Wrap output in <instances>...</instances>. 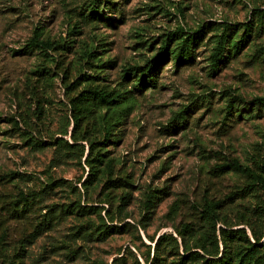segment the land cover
<instances>
[{
    "label": "rangeland",
    "instance_id": "rangeland-1",
    "mask_svg": "<svg viewBox=\"0 0 264 264\" xmlns=\"http://www.w3.org/2000/svg\"><path fill=\"white\" fill-rule=\"evenodd\" d=\"M210 24L238 30L218 68ZM258 98L264 0H0V264H238L242 231L264 260V188L234 169L264 175Z\"/></svg>",
    "mask_w": 264,
    "mask_h": 264
},
{
    "label": "trees",
    "instance_id": "trees-1",
    "mask_svg": "<svg viewBox=\"0 0 264 264\" xmlns=\"http://www.w3.org/2000/svg\"><path fill=\"white\" fill-rule=\"evenodd\" d=\"M124 1H126V0H124ZM114 2L115 1H112L111 3L116 4ZM214 26L216 28H214L212 24L208 25V27L206 28L207 31L203 32V30H205V29H203L202 33H199V37L197 39L198 40H202V38L208 32H212V31L219 32V31H222V36H218V35L216 36V38L218 39L219 44H220L218 46V51L220 52V54L218 55L217 63L215 65V67L218 68V65L220 63L219 57H221L222 54L224 53V48L223 47H224L225 44H228V39L229 38L227 36V33L229 31L233 30V34L237 35L238 30H234V28H232L231 26H225V25H221V24L220 25L219 24L218 25H214ZM244 27H245V29H244V33H243V36H242V43H248L250 38H252V36L254 34V31L256 29V23H255V21H252V22L250 21V23L245 25ZM193 40L194 39L189 37L185 41L186 47H184L182 49V53L180 54V56L184 55V58H185L186 55L189 54L188 49H189L191 43L193 42ZM239 46H240L239 44H236L235 48H239ZM185 53H186V55H185ZM169 57H170V52H169L168 49H166L164 52L160 53L158 56L153 58L152 61L147 64V67H148L147 68V72H143L142 71L141 72L142 76L141 77L137 76V79H136L137 81L136 82H138V85L142 86V87H146L147 79H149V82L151 83V85L152 86H156V84H157L156 79H157V76H158V72H159L161 66L163 65V63L166 62L169 59ZM95 100H96V98H95ZM101 101H105V100L101 99ZM108 103L111 104V102H107V104ZM254 106H256L259 109L263 110L264 109V98L256 99L255 102H254ZM82 107L83 106L80 105V108H82ZM80 118H81L80 112H78V114L74 115V121L76 123L79 122ZM186 118H187V114L186 113H182V114H179V115L175 116V118L171 121V123H169V125L165 128L166 133L168 135L175 134L177 131L180 130V128L184 124V121L186 120ZM75 146L76 145H69L66 142L64 144H62V145L56 146V148L54 150V154H53L52 164H51L52 167L57 168V167H60L62 165H65L67 158H69V156H68L69 154L64 151L65 150L64 147H67L70 150V149H73ZM88 158H89V155H88L87 159ZM94 161L97 164H101L102 163V160H100V159H94ZM234 167H235L234 169L236 171L240 172V173L249 174V176L253 180V187L255 185H259L262 189L264 188V175L263 174L253 173L249 168H242L238 164H234ZM96 180H97V171H95V174L90 177V180H89L88 184H93ZM249 192H250V190L247 191V194H249ZM256 215H257V217L259 219L264 220V201L259 202L258 207L256 209ZM47 223L48 222H46V223L42 224L41 226H39L36 229V232L34 234H32L29 237V239H32V241H34V240L38 239V237H40L44 232H46L48 229H50V224H47ZM113 229H115V228L108 229L107 231L103 232L100 235V237L102 239H105L109 234H111L114 231ZM242 233L245 236V239H246L249 247H248L246 252H242V253L237 255L238 264H264L263 257L261 256L262 254H260V252H259L260 251L259 248L261 246L258 244L262 238L261 239L258 238V241H256L255 244H253V243H251L248 240V238L246 236V233L244 231H242ZM254 236H255V233H254ZM89 239H90V237H89ZM160 240H161V238H160ZM158 244H159V242L156 245L158 246ZM155 254H156L155 263H157V261H159V257H160L159 249H158V251L156 250ZM210 254H211V252H210ZM215 254H217V251H216ZM196 256H197L196 254H190L188 256V259H192V261H194L193 258H195ZM210 256L216 257L217 255H210ZM230 263L231 262H230V259H229L228 260V264H230Z\"/></svg>",
    "mask_w": 264,
    "mask_h": 264
}]
</instances>
